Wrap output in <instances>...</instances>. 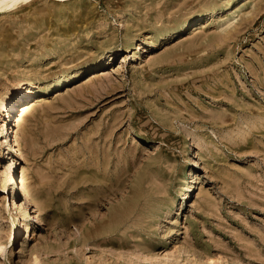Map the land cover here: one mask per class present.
<instances>
[{"label":"rangeland","instance_id":"374dc122","mask_svg":"<svg viewBox=\"0 0 264 264\" xmlns=\"http://www.w3.org/2000/svg\"><path fill=\"white\" fill-rule=\"evenodd\" d=\"M26 81L0 176L37 199L0 186V264H264V0H30L0 107Z\"/></svg>","mask_w":264,"mask_h":264},{"label":"bare ground","instance_id":"6f19581e","mask_svg":"<svg viewBox=\"0 0 264 264\" xmlns=\"http://www.w3.org/2000/svg\"><path fill=\"white\" fill-rule=\"evenodd\" d=\"M30 0H23L22 3H26ZM66 1V0H65ZM22 3H16V0H0V12L2 11H5V10H9V9H12ZM236 18V17H235ZM234 18V19H235ZM76 75V74H75ZM74 76V75H73ZM76 77V76H74ZM92 77V76H91ZM73 78V77H71ZM68 78L66 77H62V76H59L55 81H54V84H53V88H57L59 87L62 83H65L67 81ZM70 79V78H69ZM23 88V89H22ZM34 89V84L31 82V81H26L22 84V87L21 89H13L11 90V93L9 96H7V99L2 103L1 107H0V112L1 113H4L6 114V117L8 118V108H10L14 101H17V100H21L22 98H25L27 96H32L34 94L33 90ZM38 94V93H37ZM25 110V109H23ZM10 118V116H9ZM14 132V131H13ZM8 137L6 136V138L3 139V142H2V146L3 148H6L9 149L11 152H13L12 149H15V148H12L11 145H10V141H8ZM1 141V140H0ZM6 145V147H4ZM15 146V145H14ZM17 149V148H16ZM17 151V150H16ZM2 153V150L0 149V154ZM16 164V163H15ZM13 165V164H12ZM12 165L9 166L8 168H6V170L2 173V175L0 176V186H1V189L3 191H8L11 189L13 191V193H16V192H21L23 194H25L28 198V196H31L32 199H37V195L36 193L33 191V190H30L28 185H27V182L26 180L22 177L21 180L17 179L16 176L14 174H12ZM19 165V164H18ZM199 165V164H198ZM20 177V176H19ZM20 193V194H21ZM30 198V197H29ZM28 199H26L27 201ZM30 201V200H29ZM29 201H27L29 203ZM26 202V203H27ZM11 204V203H9ZM13 205L15 208H18V203H16L14 200H13ZM10 206V205H9ZM34 212V211H33ZM23 215L25 217H28L30 218L31 215L29 213V211L27 209L24 208L23 210ZM37 215V214H36ZM32 218V217H31ZM30 224H27L26 225V230L28 231L29 230V226Z\"/></svg>","mask_w":264,"mask_h":264},{"label":"clouds","instance_id":"9594fccd","mask_svg":"<svg viewBox=\"0 0 264 264\" xmlns=\"http://www.w3.org/2000/svg\"><path fill=\"white\" fill-rule=\"evenodd\" d=\"M23 0H16V3H22Z\"/></svg>","mask_w":264,"mask_h":264}]
</instances>
